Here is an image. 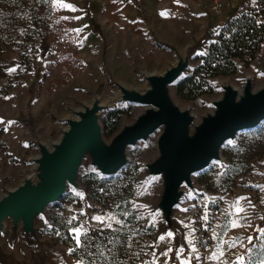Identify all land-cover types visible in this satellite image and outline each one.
Segmentation results:
<instances>
[{
	"label": "rangeland",
	"instance_id": "374dc122",
	"mask_svg": "<svg viewBox=\"0 0 264 264\" xmlns=\"http://www.w3.org/2000/svg\"><path fill=\"white\" fill-rule=\"evenodd\" d=\"M51 3L52 14L46 12L45 6L36 7V16L50 25L48 36L36 38V53L13 47L0 58V182L7 187L15 185L20 172L27 168L24 159L34 154L33 133L43 141L54 139L56 119L87 100L94 89H98L102 100L113 96L107 70L140 83L138 70L156 71L172 58L159 41L183 46L208 24L217 26L216 39L228 21L244 12L259 13L261 9L259 0H225L221 13L212 15L203 4L191 15L177 12L166 22L159 15L156 20L145 19L150 28L141 35L133 19L134 8L141 9L137 0ZM257 21L261 22L259 16ZM93 24L99 27L100 34L94 32ZM263 52L264 44L244 68L252 71ZM216 63L205 56L194 59L189 94L196 95L190 100L178 95L182 102L200 110V98L206 96L200 94L210 92L207 76ZM27 65L30 68L25 71ZM134 110L133 106L116 108L104 121L105 135ZM152 150L153 145H149L131 151V164L117 178L85 175L81 183L86 187L87 198L69 193L50 211L38 248L6 244L10 253L7 264H83L71 256L74 247L81 245L77 246L73 238L72 230L77 227L81 229L80 239L88 237L90 253L95 255L96 251L102 260H108L114 257L110 251L117 252L119 264H264V234L257 239L252 237L250 205V199L260 204L261 192L248 185L255 176V166H260L264 158V124L242 133L236 145L223 149L228 165L222 173L214 165L197 177L198 185L206 191L187 200L180 210L188 223V252L181 250L172 259L164 250V241L152 247L156 223H144L139 205L134 204L135 200H151L155 193L156 185L140 193L135 187L136 161ZM97 216L103 223L93 219Z\"/></svg>",
	"mask_w": 264,
	"mask_h": 264
},
{
	"label": "water",
	"instance_id": "95a60500",
	"mask_svg": "<svg viewBox=\"0 0 264 264\" xmlns=\"http://www.w3.org/2000/svg\"><path fill=\"white\" fill-rule=\"evenodd\" d=\"M216 25L208 24L183 46L159 41L171 52V60L156 71L138 70L140 83L107 70L113 96L102 100L98 89L87 100L57 118V136L43 141L32 134L34 154L24 159L26 169L12 187L0 182V264L9 262L6 244L36 249L52 208L69 193L88 196L81 179L94 174L100 179L120 176L131 164V151L153 145L152 152L136 161V192L156 185L149 201L135 200L144 223L154 221L152 247L164 241L172 259L188 252V223L180 210L184 203L203 194L197 176L214 165L222 173L227 161L223 149L237 143L242 133L264 124V52L247 71L238 64L232 77L209 79L214 94L200 98L201 108L182 102L176 87L186 79L194 59L215 40ZM135 107L128 119L106 136L102 120L116 108ZM249 187L258 189L260 204L250 199L252 237L264 234V158L254 168ZM169 233L171 235H169ZM163 237V239H161Z\"/></svg>",
	"mask_w": 264,
	"mask_h": 264
},
{
	"label": "trees",
	"instance_id": "16d2710c",
	"mask_svg": "<svg viewBox=\"0 0 264 264\" xmlns=\"http://www.w3.org/2000/svg\"><path fill=\"white\" fill-rule=\"evenodd\" d=\"M259 1L261 8L258 10L259 13H253L255 11L244 12L228 21L225 26L221 27L217 38L208 45L203 53L204 55H200L205 56L210 62L217 61L207 76L210 92L201 93L200 96H211L214 94L211 89L213 86L209 83V79L235 76L238 71V64H242L243 66L249 65L260 51L262 44H264V0ZM37 6H45L47 13H53L54 7L51 0H0V58L5 51L11 50L13 47L30 50L31 54L34 55L36 53V38L50 34V25L46 20L36 16ZM258 16L261 22L257 21ZM93 28H96L95 33L100 34L99 27L96 24H93ZM104 45L105 40L103 39ZM24 57L26 58V55ZM29 68V65H27L25 71H28ZM21 71L22 68H19L18 73H21ZM190 82H192V77L189 74L176 87L177 97L180 95L190 100L196 95L189 94L191 92L189 88L192 87ZM196 89L199 90L198 87ZM114 111L108 112L103 118V130L105 119L113 114ZM114 130L115 128L108 133V136ZM55 207L57 205L53 208ZM61 242L64 243V241ZM87 244L88 237H82L80 247L75 248L73 246L74 249L71 252V256L81 260L83 264L120 263V259L116 254L117 252L110 251L114 257L112 259L102 260L96 251L94 255V253H90L87 250ZM107 246L108 249H113L110 245ZM81 251H83L82 255L80 254Z\"/></svg>",
	"mask_w": 264,
	"mask_h": 264
},
{
	"label": "crops",
	"instance_id": "0c3cea01",
	"mask_svg": "<svg viewBox=\"0 0 264 264\" xmlns=\"http://www.w3.org/2000/svg\"><path fill=\"white\" fill-rule=\"evenodd\" d=\"M137 3L141 9L134 8L136 12L134 11L133 19L141 35H144V30L150 28L149 25H145V19L156 20L159 15L166 22L177 12L191 15L194 10L201 9L204 4L203 0H137Z\"/></svg>",
	"mask_w": 264,
	"mask_h": 264
},
{
	"label": "built area",
	"instance_id": "2783aa9c",
	"mask_svg": "<svg viewBox=\"0 0 264 264\" xmlns=\"http://www.w3.org/2000/svg\"><path fill=\"white\" fill-rule=\"evenodd\" d=\"M224 1L225 0H203L207 10L212 15H218L221 13Z\"/></svg>",
	"mask_w": 264,
	"mask_h": 264
},
{
	"label": "snow or ice",
	"instance_id": "6c2138e0",
	"mask_svg": "<svg viewBox=\"0 0 264 264\" xmlns=\"http://www.w3.org/2000/svg\"><path fill=\"white\" fill-rule=\"evenodd\" d=\"M73 219H75V217H73ZM93 219H95V220L100 221L101 223H103V219L101 217H99V216L94 217ZM69 223H71V221H69ZM72 232H73V238L76 240L77 246H79L80 243H81V239H80V237H81V229L79 227H77V228H74L72 230ZM169 235H171V234L169 233ZM161 239H163V237H161ZM251 239L252 238L249 237V241H251Z\"/></svg>",
	"mask_w": 264,
	"mask_h": 264
}]
</instances>
